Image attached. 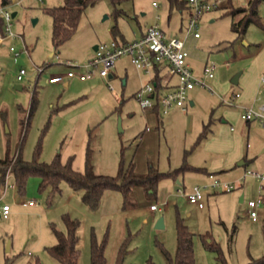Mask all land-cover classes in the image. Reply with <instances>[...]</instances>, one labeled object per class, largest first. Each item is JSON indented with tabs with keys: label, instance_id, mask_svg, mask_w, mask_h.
Returning a JSON list of instances; mask_svg holds the SVG:
<instances>
[{
	"label": "rangeland",
	"instance_id": "obj_1",
	"mask_svg": "<svg viewBox=\"0 0 264 264\" xmlns=\"http://www.w3.org/2000/svg\"><path fill=\"white\" fill-rule=\"evenodd\" d=\"M12 1L16 5L10 11L17 12L11 26L14 37L0 43V156H14L21 149L23 157L31 160L40 144V161L51 162L60 154L64 163L71 162L73 169L82 173L89 158L97 174L119 177L131 165L145 173L151 162L167 175L152 193L135 185L125 198L120 189H108L95 211L83 203L82 193L65 180L61 192L50 202L49 190H40V178L32 176L25 194L15 192V200H37L36 207L18 208L13 198L3 197L2 203L8 202L11 213L17 212L0 218V264H34L37 259L43 264H63L49 254L47 247L57 243L53 227L66 230L64 214L81 221L79 264H91L92 230L98 242L105 245L107 264H170L166 251L175 259L179 218L193 232L195 264H222V259L228 264H248L262 257L264 180L253 178L245 170L264 173V143L260 147L264 126L256 121L249 139H244L245 149L248 141L252 147H260L256 165L250 161L227 170L212 169V178L203 172L215 154L205 145L211 136L198 137L203 124L211 119V129L217 122L226 125L220 119L221 111L236 103L232 96L240 93V85L231 81L233 77H246L250 71L264 76V26L251 23L239 36L232 22L241 15L234 17L228 12L230 0H209L211 10L199 18L200 37H186L190 7H171L169 0H124L117 6L112 0H99L83 12L72 37L55 47L53 19L47 8L64 1ZM232 2L243 5L248 0ZM116 8L121 9V14ZM259 13L264 23V2L259 5ZM33 19L37 22L33 23ZM156 23L167 37L185 38L188 63L194 73L201 74L206 65L215 66L214 77L191 91L190 96L196 100L188 114L172 120L171 114L161 112L163 123L157 127L154 115L142 108L134 96L147 82V76H142L127 55L116 60V75L108 82L98 75L86 81L70 78L68 87L65 82H49L52 75L69 70L86 73L95 45L114 39L132 42L142 30L146 32ZM11 46L19 55L10 50ZM21 68L26 69V74L18 81L16 75ZM260 85L263 87L264 82ZM34 90L38 91L39 104L23 136L22 120ZM240 120L245 123L241 117ZM232 124L239 132V126ZM222 133L226 134V130ZM215 180L234 188L227 191L212 187ZM196 186L203 194L202 208L187 198ZM4 187L0 184V196ZM258 200L259 205L254 207L257 219L253 220L248 202ZM152 204L158 210L152 211ZM161 217L164 227L157 228ZM212 240L218 243L221 254L217 246H209Z\"/></svg>",
	"mask_w": 264,
	"mask_h": 264
},
{
	"label": "trees",
	"instance_id": "obj_2",
	"mask_svg": "<svg viewBox=\"0 0 264 264\" xmlns=\"http://www.w3.org/2000/svg\"><path fill=\"white\" fill-rule=\"evenodd\" d=\"M3 4H8L11 0H1ZM64 3L59 6L47 8V12L53 19L52 38L55 47L66 42L72 37L75 32L83 12L91 5H94L99 0H63ZM115 6L122 3L124 0H112ZM171 7L179 9L189 8L188 0H169ZM264 0H248L243 5H235L232 0L227 5L228 12L236 17L241 15L237 20H233L232 29L239 35H243L251 23L264 26L259 13V5ZM117 13L121 14V9L116 8ZM5 19L0 14V35L6 33ZM145 34V33H144ZM127 42V41H123ZM155 80L158 82L159 89L165 87L162 83L160 68H156ZM39 104L38 91L34 90L30 101L26 116L22 120L26 130L30 126L31 119L34 116ZM149 110L160 113L158 105ZM41 150L40 144L37 146L34 156L31 160L23 157L21 149L14 155L0 156V184H5L6 174L8 170L12 172L15 178L17 189L20 193L26 191V185L29 178L36 176L40 178V190H49L48 200L51 202L53 197L61 192L62 181H67L68 184L76 191L82 193L83 203L92 211L99 208L104 193L108 189H120L125 198L129 197L132 187L135 185L142 186L146 192H155L159 181L167 175L161 172L158 167L149 162L148 170L145 173H139L135 170L134 165L127 170H122L119 177H112L104 174H97L93 171L89 158L84 173L73 169L71 162L64 163L58 154L51 162L40 161L38 156ZM121 179V181H119ZM63 222L66 230L62 231L53 227L57 236V243L47 247L49 254L63 264H79L81 251L79 249L80 235L79 228L81 221L78 218H73L69 214L63 215ZM178 228V249L175 259L171 258L166 251L170 264H195L193 232L188 229L184 221L179 218L177 223ZM209 246H217L219 253L221 252L218 243L212 240ZM91 264H107L105 256V245L99 243L94 230L91 232L90 241ZM221 254V253H220ZM34 264H43L40 259H37ZM222 264H228L225 259H222ZM248 264H264V255L260 258L253 259Z\"/></svg>",
	"mask_w": 264,
	"mask_h": 264
},
{
	"label": "built area",
	"instance_id": "obj_3",
	"mask_svg": "<svg viewBox=\"0 0 264 264\" xmlns=\"http://www.w3.org/2000/svg\"><path fill=\"white\" fill-rule=\"evenodd\" d=\"M188 3L190 9L186 37L193 35L198 38L200 37L198 32L199 18L204 12L211 10L212 4L209 0H188ZM15 5L12 0L6 5L2 1L0 2V14L4 16L6 23V33L0 35V43L7 37H14L11 28L13 13L10 11V8ZM10 50L15 55H19V52L13 46H11ZM124 55L131 58L136 68L143 73V77L147 76V82L135 94L136 99L144 109L153 108L158 105L162 113H168L172 107H177L182 112H187L189 109V92L196 86H205L206 78L214 77V65H207L202 76L196 75L188 63L189 53L186 49L185 38L178 36L167 37L165 30L159 23H156L151 25L142 37L132 42H120L114 39L110 43L99 44L94 57L87 64V67L90 69L86 73H76L74 70H69L67 73L52 75L49 78V82H64L66 79L73 77H78L80 80H87L97 75L108 79L114 72L116 60ZM157 67L160 70L166 68L170 77H176L177 82L172 89L164 92L158 88L159 84L155 80ZM25 74L26 69L21 68L16 75L17 80H23ZM262 80L264 81V76ZM238 97H240V93H235L233 96V98ZM241 117L245 121H258L264 126V101L258 108L244 107L241 112ZM248 174L264 180V173L248 171ZM11 175H13L12 172L8 170L5 189L10 185L8 181ZM210 177L212 178L213 175ZM212 187H220L227 191L234 188L232 185L221 184L216 180L212 183ZM187 198L198 207H204L201 187H194L193 191L187 194ZM260 201L248 202L249 214L253 220L257 219V211L254 207L259 205ZM26 203L32 206L38 205V201L34 199H30ZM150 208L151 210H158L156 204H152ZM10 209V205L2 203L0 199V218H8Z\"/></svg>",
	"mask_w": 264,
	"mask_h": 264
},
{
	"label": "crops",
	"instance_id": "obj_4",
	"mask_svg": "<svg viewBox=\"0 0 264 264\" xmlns=\"http://www.w3.org/2000/svg\"><path fill=\"white\" fill-rule=\"evenodd\" d=\"M144 33H145V31L142 30L141 33L139 34V36L137 35L136 38L138 39V37H142L144 35ZM195 38H197V37H195ZM122 40L124 41V39H122ZM205 67L203 69H205ZM139 72L141 73V71H139ZM195 73H196V75L201 76V74L204 73V70H202L201 74H198V72H195ZM114 75H116L115 68H114V72L112 73L111 76H114ZM142 75H143V73H142ZM160 75L162 76V83L165 85V87L162 88V91L165 92L169 89H172L175 86L177 79H176V77H170L166 68L160 70ZM236 76H238V82L234 83L233 79ZM236 76L233 77L231 81L234 85H240L239 91L241 93V96L238 98H233V96H234L233 95L232 100L233 99L236 100V103H234L233 105H228V106H230L228 108L224 107V109L221 111L220 119L223 122V124H226V125L221 126V123L217 122L215 125V128L211 129L210 126H213V124H214V122L212 123V119H211L208 124H203L204 129L202 130V132L200 133V135L198 137V139H199V138H203V137L206 138L207 136H209V137L211 136L210 142L206 143L205 145L207 148H210V150L213 151V153H215V154H214V157H213L211 163H209V165L206 164L208 166V168H206L207 167L206 166L203 170V172L209 174L210 176L213 174L212 169L214 170V169L221 168V169L227 170V168L232 167L234 164L241 166V165H246L250 161H252L253 164H255L256 163L255 162L256 157H259L258 154L260 152V147H262V143H264V139H263V142L260 143L261 144L260 147L259 146L252 147L250 142L248 141L246 144V149H245L244 139L246 136H247V140L249 139L250 129L252 127V124L255 123L256 121L255 120L245 121V123H243L240 120L241 112H242L244 107L258 108L262 104V102L264 101V86L262 87L260 85L261 81L264 82L262 80L263 76L261 77V76H259V74L256 75L255 73H251V71L249 72V74L246 77H244V76L241 77V75H236ZM98 77H101V76L98 75ZM76 78H78V77H76ZM211 78H213V77H211ZM211 78L210 77L206 78V81H208ZM103 79L106 82L109 81V78L108 79L103 78ZM81 81H86V80H81ZM64 82H65V86L68 87L70 84V78L66 79V81H64ZM191 91L188 94L189 108H190V106L195 105V100H196V99H194V97L190 96ZM135 94H134V96H135ZM148 111L154 115V117L156 118V121L158 122L157 127H159L160 124L163 123V117L161 116V111L159 114L156 111H152V110H148ZM188 112H189V109L187 112H182L179 108L172 107L168 113H164V114H166V115L171 114L170 118L173 120L175 117L179 116L180 114H188ZM228 123L231 124L230 128L227 127ZM232 123H235L237 126H239V132H236L237 130ZM224 129L226 130V134L222 133V130H224ZM245 150H246V153H245ZM241 161L243 162L242 164H240ZM245 171L248 174V169ZM13 176L14 175H11L9 178L8 183L10 185L7 187V189H5V187H4V191H3L2 195L0 196L1 202L4 200L3 197L6 195L5 197L9 196L10 198H13L14 201H16L15 203H17L16 205L18 206V208L22 207V206H26L28 208L36 207L37 205L32 206V205H29L26 203V201L30 200L29 198H25L21 202H18L17 200H15L16 199V196H15L16 193L15 192H17L20 196L24 195L25 192L20 193L18 191L17 185L15 183V178H13ZM243 178H244V176H243ZM253 178H257V177L253 175ZM244 182H245V180H244ZM4 203L8 204L7 201H5ZM11 209H10V214L11 215L16 214L17 209L12 213H11ZM152 211H156V210H152Z\"/></svg>",
	"mask_w": 264,
	"mask_h": 264
},
{
	"label": "water",
	"instance_id": "obj_5",
	"mask_svg": "<svg viewBox=\"0 0 264 264\" xmlns=\"http://www.w3.org/2000/svg\"><path fill=\"white\" fill-rule=\"evenodd\" d=\"M16 14H17V12L14 11L13 14H12L13 17L16 16ZM36 22H37V19H33V23H36ZM97 48H98V45H95V46H94V49L97 50ZM233 82H234V83H237V82H238V76H236V77L233 79ZM16 87H17L18 89H22V86H21V85H16ZM119 124L121 125V121L119 122ZM120 130H122L121 127H120ZM242 163H243V162L241 161L240 164H242ZM243 198H244V195H242V196L240 197V201H243ZM156 227H157V228H163V227H164V220H163L162 217L157 221V223H156ZM7 249H9V244H8Z\"/></svg>",
	"mask_w": 264,
	"mask_h": 264
}]
</instances>
